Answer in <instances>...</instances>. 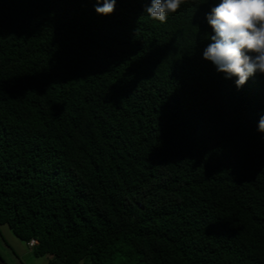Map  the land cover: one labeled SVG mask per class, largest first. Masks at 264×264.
Masks as SVG:
<instances>
[{"label":"trees","instance_id":"16d2710c","mask_svg":"<svg viewBox=\"0 0 264 264\" xmlns=\"http://www.w3.org/2000/svg\"><path fill=\"white\" fill-rule=\"evenodd\" d=\"M219 2L0 0V225L35 257L264 264V74L203 58Z\"/></svg>","mask_w":264,"mask_h":264},{"label":"clouds","instance_id":"9594fccd","mask_svg":"<svg viewBox=\"0 0 264 264\" xmlns=\"http://www.w3.org/2000/svg\"><path fill=\"white\" fill-rule=\"evenodd\" d=\"M100 0H97L99 5ZM117 0H103L96 12L111 15ZM199 0H150L145 13L159 23H167L169 16L179 12L185 4ZM214 35L203 51V58L210 61L227 79L235 77V84L242 88L257 72L264 74V0H220L206 16ZM258 130L264 132V116Z\"/></svg>","mask_w":264,"mask_h":264},{"label":"rangeland","instance_id":"374dc122","mask_svg":"<svg viewBox=\"0 0 264 264\" xmlns=\"http://www.w3.org/2000/svg\"><path fill=\"white\" fill-rule=\"evenodd\" d=\"M21 245L27 251L25 254ZM0 255L7 264H48L49 261L48 256L35 257L27 243L18 239L8 225H0Z\"/></svg>","mask_w":264,"mask_h":264},{"label":"built area","instance_id":"2783aa9c","mask_svg":"<svg viewBox=\"0 0 264 264\" xmlns=\"http://www.w3.org/2000/svg\"><path fill=\"white\" fill-rule=\"evenodd\" d=\"M36 243H37V240H36V239H32V240L28 243V245L31 246V247H33Z\"/></svg>","mask_w":264,"mask_h":264},{"label":"water","instance_id":"95a60500","mask_svg":"<svg viewBox=\"0 0 264 264\" xmlns=\"http://www.w3.org/2000/svg\"><path fill=\"white\" fill-rule=\"evenodd\" d=\"M0 264H7L1 255H0Z\"/></svg>","mask_w":264,"mask_h":264},{"label":"crops","instance_id":"0c3cea01","mask_svg":"<svg viewBox=\"0 0 264 264\" xmlns=\"http://www.w3.org/2000/svg\"><path fill=\"white\" fill-rule=\"evenodd\" d=\"M28 245V244H27ZM29 246V245H28ZM29 248L32 250L33 247L29 246ZM21 250L23 251V254H25L27 251H24V248L21 245ZM22 263V262H21Z\"/></svg>","mask_w":264,"mask_h":264}]
</instances>
